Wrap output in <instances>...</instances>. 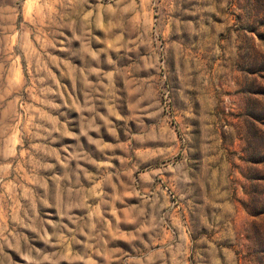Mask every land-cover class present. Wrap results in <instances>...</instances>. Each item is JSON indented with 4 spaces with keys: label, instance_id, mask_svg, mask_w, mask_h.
Wrapping results in <instances>:
<instances>
[{
    "label": "rangeland",
    "instance_id": "obj_1",
    "mask_svg": "<svg viewBox=\"0 0 264 264\" xmlns=\"http://www.w3.org/2000/svg\"><path fill=\"white\" fill-rule=\"evenodd\" d=\"M0 264H264V0H0Z\"/></svg>",
    "mask_w": 264,
    "mask_h": 264
}]
</instances>
